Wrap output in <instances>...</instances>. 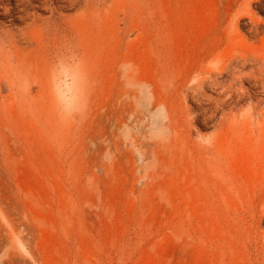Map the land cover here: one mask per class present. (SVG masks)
<instances>
[{"label": "rangeland", "instance_id": "374dc122", "mask_svg": "<svg viewBox=\"0 0 264 264\" xmlns=\"http://www.w3.org/2000/svg\"><path fill=\"white\" fill-rule=\"evenodd\" d=\"M36 5L0 8V264H264V0Z\"/></svg>", "mask_w": 264, "mask_h": 264}, {"label": "bare ground", "instance_id": "6f19581e", "mask_svg": "<svg viewBox=\"0 0 264 264\" xmlns=\"http://www.w3.org/2000/svg\"><path fill=\"white\" fill-rule=\"evenodd\" d=\"M11 1L12 0H0V8H3L5 11L2 13V15H5L6 17H11L10 21H12L14 23H15V21H22L25 18L26 15L22 16L20 14L21 13H28L27 12L28 6L33 7V5H36V4H33V2H35V1L40 3L39 5L37 4L36 7L40 8L44 11L50 10L51 6H54L57 3H64V5H63L64 9H68L69 4H74V5L80 4V0H57V1L49 0L50 2H48V0H15L17 7H12V6H9V5H12ZM4 5H8V6L5 7ZM60 8H62V7L52 8V12H55L57 9H60ZM0 34H2V35L4 34V23L1 20H0Z\"/></svg>", "mask_w": 264, "mask_h": 264}]
</instances>
